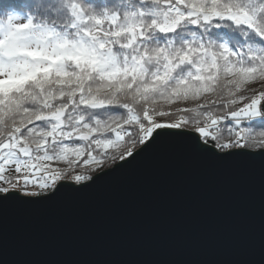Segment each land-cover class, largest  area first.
Here are the masks:
<instances>
[{
    "label": "snow or ice",
    "instance_id": "snow-or-ice-1",
    "mask_svg": "<svg viewBox=\"0 0 264 264\" xmlns=\"http://www.w3.org/2000/svg\"><path fill=\"white\" fill-rule=\"evenodd\" d=\"M0 212L165 147L264 162V0H0Z\"/></svg>",
    "mask_w": 264,
    "mask_h": 264
},
{
    "label": "water",
    "instance_id": "water-1",
    "mask_svg": "<svg viewBox=\"0 0 264 264\" xmlns=\"http://www.w3.org/2000/svg\"><path fill=\"white\" fill-rule=\"evenodd\" d=\"M0 264H264V162L183 148L0 212Z\"/></svg>",
    "mask_w": 264,
    "mask_h": 264
},
{
    "label": "clouds",
    "instance_id": "clouds-1",
    "mask_svg": "<svg viewBox=\"0 0 264 264\" xmlns=\"http://www.w3.org/2000/svg\"><path fill=\"white\" fill-rule=\"evenodd\" d=\"M0 18H2V17H0Z\"/></svg>",
    "mask_w": 264,
    "mask_h": 264
}]
</instances>
